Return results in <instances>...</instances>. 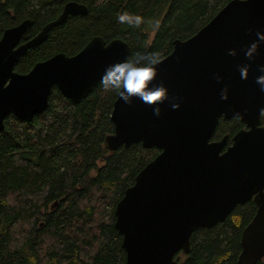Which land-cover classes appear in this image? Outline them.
I'll return each instance as SVG.
<instances>
[{"label": "water", "instance_id": "95a60500", "mask_svg": "<svg viewBox=\"0 0 264 264\" xmlns=\"http://www.w3.org/2000/svg\"><path fill=\"white\" fill-rule=\"evenodd\" d=\"M83 4L70 1L33 37L25 19L0 37V131L12 114L31 122L48 105L55 87L79 104L101 82L105 69L130 58L121 39L93 37L78 53H57L37 62L26 74L14 71L31 49L69 17L85 16ZM264 33V0H230L193 36L174 40L161 59L153 85L163 81L169 99L161 114L139 99L125 104L117 93L110 113L113 133L103 139L109 152L140 143L159 154L135 176L114 210V228L125 252L123 264H183L178 253H190V238L199 229L223 223L237 205L253 201L256 212L241 233L237 264L264 258V92L256 78L264 73V42L254 59L245 50ZM230 49L235 56L228 55ZM249 65L247 79L239 68ZM220 80L217 82L216 77ZM227 88V99L221 90ZM175 98V99H173ZM172 103H179L173 110ZM239 114V118L238 115ZM220 118L236 119L244 128L231 138L212 141Z\"/></svg>", "mask_w": 264, "mask_h": 264}, {"label": "trees", "instance_id": "16d2710c", "mask_svg": "<svg viewBox=\"0 0 264 264\" xmlns=\"http://www.w3.org/2000/svg\"><path fill=\"white\" fill-rule=\"evenodd\" d=\"M87 8L69 17L31 49L14 71L28 73L57 53H78L93 37L107 43L121 39L137 53L172 51L206 25L230 0H0V37L7 28L31 19L30 36L59 16L65 3ZM124 13L139 27L121 23ZM158 25V26H157ZM117 90L101 82L79 104L54 87L46 110L29 123L12 114L0 131V264H123L121 236L114 210L139 171L158 154L140 143L109 152L105 136L113 133L110 113ZM264 127V111L260 117ZM244 126L220 118L212 135L228 144ZM256 212L251 200L237 205L223 223L195 231L190 253L175 256L183 264H237L243 229ZM256 264H264V258Z\"/></svg>", "mask_w": 264, "mask_h": 264}, {"label": "clouds", "instance_id": "9594fccd", "mask_svg": "<svg viewBox=\"0 0 264 264\" xmlns=\"http://www.w3.org/2000/svg\"><path fill=\"white\" fill-rule=\"evenodd\" d=\"M118 19L121 23L134 24L136 27L143 23L142 17L137 16L133 21L127 13L120 15ZM256 36L257 40L253 41L245 50L244 54L248 60L254 59L259 44L264 42V33L257 32ZM228 55L235 56L236 51L230 49ZM160 63L161 56L158 52L137 53L134 59H126L125 61L109 65L101 78V84L105 90H117L119 98L125 104L130 105L133 98H136L149 106H154L153 114L158 117L161 114L159 105L169 99V92L163 81L158 85H153V81L157 79L159 74L158 65ZM249 67V65H244L239 68L242 79H247ZM259 71L264 73V65L259 66ZM216 79L219 82L220 77L217 76ZM256 83L260 85V91L264 92V74L256 78ZM220 96L222 100L227 99L226 87L221 90ZM179 106V103L171 104L173 110L178 109ZM237 115L239 118V114Z\"/></svg>", "mask_w": 264, "mask_h": 264}, {"label": "flooded vegetation", "instance_id": "af4514ba", "mask_svg": "<svg viewBox=\"0 0 264 264\" xmlns=\"http://www.w3.org/2000/svg\"><path fill=\"white\" fill-rule=\"evenodd\" d=\"M229 145V144H228Z\"/></svg>", "mask_w": 264, "mask_h": 264}]
</instances>
